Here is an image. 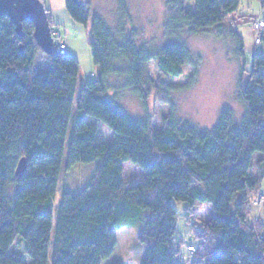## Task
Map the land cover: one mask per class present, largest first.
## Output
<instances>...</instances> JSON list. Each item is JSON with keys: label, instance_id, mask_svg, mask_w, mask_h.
Returning <instances> with one entry per match:
<instances>
[{"label": "trees", "instance_id": "obj_1", "mask_svg": "<svg viewBox=\"0 0 264 264\" xmlns=\"http://www.w3.org/2000/svg\"><path fill=\"white\" fill-rule=\"evenodd\" d=\"M241 1L168 0L166 26L191 35L217 30L232 38L244 65L248 61L239 27L249 21L253 25L256 17L236 22L232 16ZM190 2L194 8L186 6ZM119 8L129 19L126 0H119ZM46 9L55 38L51 54L38 45L32 21H24L23 35H18L13 21L0 17V264H49L52 244L53 264H103L116 251V227L141 218L145 210H151L153 218L140 235L147 246L144 264H184L182 240L176 239L177 202L189 208L208 203L213 210L205 226L213 242L201 257L200 246L191 245L194 251L188 247V253L195 254L191 264H264V233L248 221L250 204L261 194L264 178V157L258 179L249 176L255 155L264 156V52L253 54L246 82L241 75L237 95L245 114L240 122L224 108L209 131L175 118H164L162 127L156 128L149 108L151 94L156 90L166 103L171 85L157 84L149 64L155 61L165 76H182L192 60L187 46L173 42L151 53L124 26L116 29L118 40L84 0H66V9L77 23L91 27L92 58L99 73L79 92L66 164L97 159L101 163L80 193L63 191L54 231L50 201L65 166L81 61L60 52L55 35L59 23ZM229 17L234 27L226 26ZM257 18L264 20V12ZM41 52L50 68L37 72ZM114 76L128 78L118 90L139 98L145 111L142 120L125 112L109 94ZM98 122L114 131L112 142L98 140ZM23 158L27 167L18 177ZM126 160L145 171L141 183L133 187H126L123 179ZM238 193L242 198L233 211Z\"/></svg>", "mask_w": 264, "mask_h": 264}, {"label": "rangeland", "instance_id": "obj_2", "mask_svg": "<svg viewBox=\"0 0 264 264\" xmlns=\"http://www.w3.org/2000/svg\"><path fill=\"white\" fill-rule=\"evenodd\" d=\"M84 1L92 14L100 15L109 24L118 40H121V35L116 29L124 26L129 33L135 32L137 44L140 47L147 48L151 53L173 42H183L187 46L192 60L191 64L183 67L182 76H165L159 71L155 61H151L149 64L151 76L157 84L162 85L165 82L171 85L168 90L169 94L166 97L168 100L166 103L158 96L156 90H153L151 94L149 108L153 116L154 127L161 128L164 118H175L176 120L189 122L200 130L209 131L214 129L219 122L224 108H230L233 111L236 122H240L243 119L245 106L237 95L240 78L244 74L245 82L248 80L253 54L255 52H264L263 40L262 44L256 43L258 36L262 39L264 30L256 31L249 21L252 18L259 17L264 12L260 0H255L250 5V9H247L248 5L244 7L246 9L244 15L249 22L240 27L239 31L245 42L246 60L250 63L246 64L245 61L244 65L243 60L236 54L232 38L218 33L217 30L210 29L195 35H191L186 29L175 32L169 30L166 26L168 0H126L129 19L125 18L120 12L119 0ZM186 6L194 8L191 2L186 3ZM54 16V21L56 23L59 22V24H56L57 32L55 35L58 39L56 45L64 42L67 47L70 35L67 32L68 29L71 31L72 38H77L79 41L88 38L89 42L91 41V27L77 23L67 10H59ZM233 23L235 24L232 18L230 19L229 17L225 24L227 27H234ZM89 61H82L79 85L74 100L73 117L68 133L65 166L57 192L50 201V208L54 212V231L57 223V207L61 201L63 191H70L73 194L80 193L91 183L101 163V160L97 159L91 163H78L72 167H67L66 164L73 128L79 114L77 109L79 92L83 83L92 82L98 78L94 68L95 63L91 60ZM120 66L123 67L122 64ZM49 68L45 55L42 52L39 53L35 63V70L43 72ZM93 72L94 74H92ZM110 82L112 88H110L111 92L109 94L116 100L117 105L132 117L142 120L145 116V111L136 95L126 91L122 95L114 96L117 87L128 84V78L115 76ZM86 117L88 120L94 121L93 118ZM98 126V140L108 143L112 142L116 136L114 131L101 122H98ZM263 157L261 153H257L253 159L252 168L249 172L252 180H257L259 177V161ZM123 166V179L126 187H133L141 183L145 176V171L141 167L132 164L128 160L123 162ZM261 183L263 185L261 194L254 196L255 200L250 204L251 210L248 221L257 231L264 233V178ZM13 192V189L10 188L9 193L12 194ZM241 198L242 193H238L235 196L232 203L233 211L236 210ZM176 210L178 214L176 239L182 240L180 246H183V251L186 250L187 245H195L196 248L200 246L198 257L203 256L205 250L207 251L213 242L211 234L205 230L206 224L213 217L211 205L198 203L194 208H189L186 203L177 202ZM151 218H153L152 211L145 210L141 218L127 219L116 227L115 233L120 242L116 248L113 261L140 264L144 260L145 252L143 251L142 256L141 247L147 249V246L140 241V235L145 228L147 220ZM198 229H201V231ZM52 256L53 244L50 249L49 264H53ZM194 257L195 254L191 258L188 256L184 257V264H191ZM107 263L109 262L104 264Z\"/></svg>", "mask_w": 264, "mask_h": 264}, {"label": "water", "instance_id": "obj_3", "mask_svg": "<svg viewBox=\"0 0 264 264\" xmlns=\"http://www.w3.org/2000/svg\"><path fill=\"white\" fill-rule=\"evenodd\" d=\"M7 16L16 25L18 35H23V22L34 23V36L38 45L48 54L53 53L54 38L47 9L42 0H0V17ZM26 159L23 158L16 174L21 177L26 170Z\"/></svg>", "mask_w": 264, "mask_h": 264}, {"label": "crops", "instance_id": "obj_4", "mask_svg": "<svg viewBox=\"0 0 264 264\" xmlns=\"http://www.w3.org/2000/svg\"><path fill=\"white\" fill-rule=\"evenodd\" d=\"M43 1L45 2V6H47L50 9L53 19L55 17L54 15H55V13L57 11H59V10H61V11L67 10L66 9V0H43ZM254 1L255 0H242L241 1V5H240L239 11L234 13V15L232 16L233 18L237 19L236 22H244V21H246V18H245V15H244L246 9H244V7H245V5H248L247 9H250V5H252ZM260 1L262 3L263 0H260ZM240 27H239V30H240ZM67 32L70 33V35L68 37L67 52H68L69 55L74 56V57H76L77 59H79L81 61V68H82V61H88V62H90L89 60L93 61L92 50H91V45H90L89 39L85 38L86 40L84 39L83 41H79L77 38L74 39V38L71 37V31L69 29H68ZM94 68H95V72H97V74H98V67L95 65ZM80 72H81V70H80ZM92 74H94V72ZM122 93L123 92L119 91L118 87H117L114 96L117 97L118 95H122ZM203 206H205V205H203ZM119 242H120V240L118 238V245H119ZM190 246L191 245H187L186 250L183 251V254H184L183 256L184 257L188 256L189 258H191L193 256L190 253H188V250H187L188 247H190ZM141 248H142L141 249L142 256H143V251L145 252V254H144V260L140 264H144L145 258H146V254H147V249L146 248L144 249L143 247H141ZM114 254L109 260L106 261V262H109L107 264H113V263L117 262V261H113ZM122 262H124V261H122ZM124 263L127 264L126 262H124Z\"/></svg>", "mask_w": 264, "mask_h": 264}, {"label": "built area", "instance_id": "obj_5", "mask_svg": "<svg viewBox=\"0 0 264 264\" xmlns=\"http://www.w3.org/2000/svg\"><path fill=\"white\" fill-rule=\"evenodd\" d=\"M262 8L264 10V1L262 3ZM253 26L256 29V31L260 32L264 28V20L261 19V18H256L254 20ZM261 41H262V39L258 36V38L256 40V43L259 44V43H261ZM59 48H60V52L61 53H66L67 52V47L65 46L64 42H61L59 44ZM189 250L194 251V247L193 246H190L189 247Z\"/></svg>", "mask_w": 264, "mask_h": 264}, {"label": "bare ground", "instance_id": "obj_6", "mask_svg": "<svg viewBox=\"0 0 264 264\" xmlns=\"http://www.w3.org/2000/svg\"><path fill=\"white\" fill-rule=\"evenodd\" d=\"M52 32H53V30H52ZM53 38H54V32H53ZM54 41H55V38H54ZM57 42V41H56Z\"/></svg>", "mask_w": 264, "mask_h": 264}]
</instances>
